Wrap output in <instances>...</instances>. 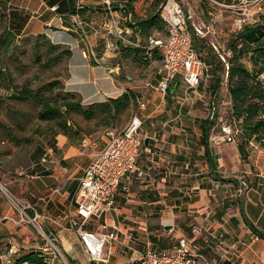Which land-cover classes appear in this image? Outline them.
Listing matches in <instances>:
<instances>
[{"label": "crops", "instance_id": "obj_1", "mask_svg": "<svg viewBox=\"0 0 264 264\" xmlns=\"http://www.w3.org/2000/svg\"><path fill=\"white\" fill-rule=\"evenodd\" d=\"M164 1L112 0L108 4L106 0H0V12L6 17L12 32L18 36L44 33L52 43L72 49L68 58L66 86L80 95L83 104L121 96L135 86L152 96L141 108L140 115L145 123L141 132L144 143L139 163L143 166L154 164L155 176L146 179L133 177L128 182V190L119 189L117 210L107 216L110 225L119 226V239L108 246L106 261L90 262L84 252L87 258L85 264H132L134 252L130 247L145 250L151 242L156 249L168 248L171 245L164 246L163 243L166 239L175 243L179 235L190 236L195 226L201 229L196 242L198 249L213 264H264V238L258 233L264 234V164L256 162L260 172H252L251 163L244 164L245 172L249 174L246 179L225 180V175L221 173L227 170L225 164L228 158L219 155V151L213 150L209 144L210 154H205L206 146L202 144L204 131L200 124L217 111L219 101L227 102L226 108L232 112L233 102L228 86L231 50L228 45L238 31L233 21L226 23L227 17L221 8L219 22L210 26L212 12L206 10L200 0L199 3L188 0L195 3L196 11L183 5L193 14L190 29L202 35L194 38L195 45H199L198 48L195 46L198 55L207 64L199 89H191L182 78H176L170 85L169 94L164 96L157 91L156 86L163 74L159 58H151L149 64L150 68H157L156 71L151 70L152 79L144 77L136 82L134 76L128 75L125 81L119 73L120 59L129 55L142 60L143 50L129 48L125 52V46L117 43L113 34L107 33L106 24L119 16L121 3L129 5L137 23L156 15ZM56 5L58 7L54 10L52 7ZM258 9L257 13L261 11ZM256 22L264 23V19H254L248 24ZM89 25L104 29L100 36L91 37L92 47L82 30L89 29ZM121 25L130 31L129 35L134 40L143 43V34L137 26L132 28L124 22ZM217 36H222L225 42L218 45L210 41ZM218 78L221 79V89L213 97L211 84ZM222 95L226 99L222 100ZM201 102L209 106L204 116L198 115ZM214 127L210 129L213 137L216 136ZM225 128L223 125L224 135H229L230 131ZM230 130L232 138L240 132L236 127ZM147 137H150L148 144L145 143ZM229 144L236 145L241 156H248L251 148L258 147L250 141L242 148L236 138L227 142ZM220 146L222 148L223 145ZM73 149L76 147L70 145L64 155L58 152L52 162L39 164L40 159L34 163L36 167L32 172L35 170L38 178H19L22 183L19 190H15L23 199L29 200L39 213H46L63 225L62 229L54 228L58 235L56 240L61 242L72 259L74 256L70 253L71 246L65 234L72 231L69 217L76 213L73 192L90 158L77 155ZM1 205L0 215L12 213L7 200ZM167 225L172 227L167 229ZM86 228L103 231L99 224L91 222ZM220 233L224 234L222 246L218 244ZM17 240L22 248L12 264L29 251H39L47 259L52 258V242L46 236L40 237L33 226L11 224L0 217V264H10L5 253L11 244H18ZM159 242L163 247L156 246Z\"/></svg>", "mask_w": 264, "mask_h": 264}, {"label": "rangeland", "instance_id": "obj_2", "mask_svg": "<svg viewBox=\"0 0 264 264\" xmlns=\"http://www.w3.org/2000/svg\"><path fill=\"white\" fill-rule=\"evenodd\" d=\"M178 1H181V4L185 7L190 6L196 11L194 2L191 1L189 3L188 0ZM218 1L219 3L210 4L207 0H200L205 6L204 8L214 14H221L219 10L222 8L224 16L227 17V24L234 20L233 17L237 13L255 12L259 6L256 0H248V3H246V0ZM195 2L199 3L198 0H195ZM259 3L262 5V9L251 17L250 22L254 19H264V0ZM191 20L189 21L190 23L192 22ZM237 30L239 31L238 28ZM167 34L168 28L163 22L159 23L157 31L151 29L148 34L142 35L141 38L143 43H146L149 41L150 36H153V38H164ZM211 39V42L214 41L218 45L225 42L222 36ZM51 44L48 36L44 37L39 34L18 36L10 30L6 17H0V69L5 73L4 79L0 80V185H4L23 202L29 200L23 199L19 191H15L19 190V184L22 183L19 180L22 177L14 173L17 168L31 166L38 162L48 148H53L55 151L53 159L57 158L58 152L64 155L65 149L70 145L76 147L73 150H75L77 155L89 158V155L96 153L104 144L106 140L104 131L107 128H123L129 122L131 115L135 113L141 114L142 104L152 98L150 94H146L145 91L135 86L129 91V98L132 104L128 109L103 112V108H99L97 110L98 116L92 119H86L81 114L72 111L65 118L68 119L69 126H73L71 130L72 135H74L73 142L68 136L58 133L65 121L63 117L54 121H47L40 117L44 104L60 107L69 102H76L80 98L77 93L68 90L66 86L69 76V60L63 52L64 48H57ZM60 53L61 57H58ZM141 58L142 60L128 55L120 59L121 69L119 73L123 80L127 81L128 75L134 76L136 82L144 77L152 79L151 70L156 71L157 68L154 66L150 68L151 59H144L143 56ZM157 58L162 60L159 52L157 53ZM246 65L252 66L249 60H247ZM221 97L222 100L226 99V96L222 95ZM158 98H161V96ZM109 99L99 102L107 104ZM219 104L220 106L217 108L215 115V124L213 125L215 126L213 131L216 132V136L210 135L208 143L213 146V150L217 149L219 151V155L221 154L224 158H228V163L226 162L225 164V167L228 166L227 170L221 173L225 175L224 179L240 177L244 180L249 176L245 172L244 164L251 163L252 172L261 171L256 162L258 163L259 161L264 164V147L257 144L258 147L251 148L248 156H241L237 152L236 145L229 144L230 146H228L227 142H232L234 138H236V142L241 140L240 132L235 134L233 138L224 135L223 125L234 129L236 123L232 119L230 110L226 108L227 102L219 101ZM198 107V115L204 116L207 114L209 109L207 104L201 102ZM220 145H223L222 148ZM60 146L62 148H58ZM32 173L36 174L37 172L34 170ZM2 202H6V198L0 201V207ZM3 216V214L0 215L2 218ZM91 224L96 225L97 223L91 221ZM55 227L59 229L61 226L51 225L50 228L56 234L57 230L54 229ZM35 231L42 237L36 228ZM65 231L67 230L65 229ZM46 233L49 238L52 237L48 231ZM65 238L70 243V253L75 259H72L65 252V248L59 241L50 240L52 242L50 244L52 247L51 251L56 252V250L60 249L69 264H72V261L87 263L82 243L77 239L75 232H67ZM165 241L163 242L164 246L174 244V240L166 239ZM161 242L156 246H162ZM17 245L21 250L22 245L19 241Z\"/></svg>", "mask_w": 264, "mask_h": 264}, {"label": "built area", "instance_id": "obj_3", "mask_svg": "<svg viewBox=\"0 0 264 264\" xmlns=\"http://www.w3.org/2000/svg\"><path fill=\"white\" fill-rule=\"evenodd\" d=\"M108 4L112 0H106ZM210 4L219 3L218 0H207ZM258 2V10L262 9V5ZM248 3V0H246ZM58 5L52 8L57 9ZM124 3L120 4L119 16L112 19L106 24L107 33L114 35L116 42L124 46L132 45L142 47L140 40H134L128 29H124L121 25L127 18L124 17ZM159 13L166 23L168 34L166 37L153 38L150 37L147 42L149 50H158L162 58V76L156 86L164 96L170 93V85L176 78H182L187 87L191 89H199L203 80L206 62L199 57L195 47V36H202L201 33H194L189 27V21L193 17L186 11L178 0H165L160 8ZM257 12L237 13L234 17L233 24L238 29L251 19ZM131 18V17H130ZM219 20V13H211L210 26L216 24ZM85 38L92 47L90 41L92 36H100L104 29L100 26L89 25V29L83 28ZM113 42V41H112ZM111 46H115L111 43ZM93 54V52H92ZM151 55V53H149ZM145 103L142 104V107ZM145 119L139 114H132L129 122L123 127H109L104 131L106 140L100 149L90 156L86 167L79 178V184L73 192V202L75 204L76 213L69 217L72 231L75 232L77 239L83 245L84 252L90 262H103L108 259V246H112L118 241L119 226L109 224L108 215H111L118 206L119 189L128 190L133 177L139 179L153 178L155 176L156 167L154 164L143 166L139 163V157L143 150L144 139L142 129ZM230 133L227 136L232 137L230 127L225 130ZM155 141H158L155 138ZM55 156L53 148H48L42 155L40 163L52 162ZM36 164L31 166H22L14 172L17 176L27 179L38 178V174H33L32 170ZM58 189V188H57ZM6 198L12 208V213L3 214L2 220L9 221L15 225L33 226L41 236H46L48 240L58 238L50 228L51 225H59L63 228L55 218L46 213H39L35 206L29 201L23 202L13 192L11 193L4 185H0V201ZM103 219V221H102ZM95 221L100 225L103 231H94L87 229L89 222ZM102 221V222H101ZM111 226V230H108ZM52 235L47 236L46 232ZM201 229L197 226L191 230V235H179L177 241L168 248L156 249L153 243L149 242L145 250L130 247L134 252L133 263L139 264H213L207 255L199 251L196 244ZM224 234H218V244L222 246ZM109 246V247H110ZM20 252L17 243L14 242L7 249L5 255L10 264L14 261L16 255ZM49 264H69L65 255L60 249L53 251L52 258L48 259Z\"/></svg>", "mask_w": 264, "mask_h": 264}, {"label": "trees", "instance_id": "obj_4", "mask_svg": "<svg viewBox=\"0 0 264 264\" xmlns=\"http://www.w3.org/2000/svg\"><path fill=\"white\" fill-rule=\"evenodd\" d=\"M122 10L124 11V17L127 18L124 20L125 25L132 28L137 26L143 35L148 34L153 28L157 29L159 23H165L159 13V9L156 15L144 18L137 23L135 22V14L132 13L128 4H125ZM0 17H4L1 12ZM39 35L44 37L47 36L44 33H39ZM140 43L143 45L142 47L127 45L124 51L128 52L129 48L140 49L143 50L144 57L148 59L157 58L158 50H149L147 46L148 43L145 44L141 41ZM51 45L57 48H64L63 52L67 58L72 54V49L70 47L54 42ZM195 46L197 48L199 47L198 44ZM228 47L231 50V55L228 58V86L229 94L233 102L231 115L233 121L236 123V128L240 130V144L243 148L245 145H249L250 141H253L264 147V23L256 22L253 24H246L233 35ZM149 53H151V55H149ZM58 57H61V53ZM247 60L251 62L252 66L246 65ZM4 74V71L0 69V80L4 79ZM211 89L212 96L215 97L221 89L220 78L216 79L215 82L211 84ZM129 91L119 97L110 98L107 104H102L101 102L83 104L81 97L76 102H69L60 107H52L49 104H44V108L40 112V117L47 121H54L57 118L63 117L65 121L58 133H63L73 140L74 135L71 133L73 126H69L68 119L65 118L66 116H69L70 113L74 111L81 114L86 119H92L98 116L97 110H99V108H103V112L128 109L132 104L129 98ZM215 115L216 112L211 115V118H205L200 124L202 131H204L202 144L206 146L205 154L208 155L210 154L208 140L210 138V129L215 124ZM258 233L264 238L263 233ZM75 263V261H72V264ZM14 264L49 263L45 254L43 255L39 251H29V253L16 258Z\"/></svg>", "mask_w": 264, "mask_h": 264}, {"label": "water", "instance_id": "obj_5", "mask_svg": "<svg viewBox=\"0 0 264 264\" xmlns=\"http://www.w3.org/2000/svg\"><path fill=\"white\" fill-rule=\"evenodd\" d=\"M149 141H150V137H147V138L145 139V143L148 144ZM171 227H172L171 225H167V226H166L167 229H169V228H171Z\"/></svg>", "mask_w": 264, "mask_h": 264}]
</instances>
